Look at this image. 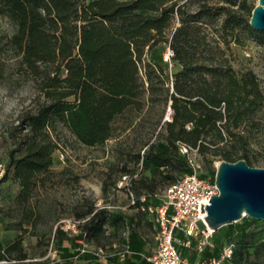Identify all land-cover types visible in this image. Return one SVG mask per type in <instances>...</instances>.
Returning a JSON list of instances; mask_svg holds the SVG:
<instances>
[{
    "label": "trees",
    "instance_id": "trees-1",
    "mask_svg": "<svg viewBox=\"0 0 264 264\" xmlns=\"http://www.w3.org/2000/svg\"><path fill=\"white\" fill-rule=\"evenodd\" d=\"M254 7L249 0H0V15L15 26L6 40L15 72L31 83L38 100L35 111L24 112L11 133L15 147L0 182H19L16 199L24 203L48 180L56 182L65 172L50 170L61 128L89 147L127 134L125 143L117 142L116 161L109 164L108 175L119 172L117 186L124 174H165L171 184L192 173L179 155L182 145L253 165L249 148L263 126L264 86L254 70H236L226 48L231 42L243 44L244 36L264 46V31L250 24ZM168 48L170 61L164 58ZM169 109L170 120L165 119ZM118 118H124L123 125H116ZM262 138L264 144V131ZM209 165L215 181L216 166ZM156 184L133 177L123 188L138 194L132 206L142 208L148 201L142 202L140 194L154 193ZM73 212L79 230L72 233L73 247L58 233L55 258L26 261L25 253L13 258L2 250L0 259L16 261L6 264H120L118 249L100 263L93 253L77 248L80 240L103 246L106 223L111 216L123 219L122 213L111 214L89 199L74 205ZM255 222L246 215L221 227L201 251L199 237L182 231L178 236L190 240V262L197 264L220 256L233 240L253 247L250 228ZM58 231L62 233L61 225ZM125 243L131 250L125 264H151L136 231ZM19 245L13 243L8 251ZM183 246L178 249L186 256L189 246Z\"/></svg>",
    "mask_w": 264,
    "mask_h": 264
},
{
    "label": "rangeland",
    "instance_id": "rangeland-1",
    "mask_svg": "<svg viewBox=\"0 0 264 264\" xmlns=\"http://www.w3.org/2000/svg\"><path fill=\"white\" fill-rule=\"evenodd\" d=\"M249 2L256 5L258 0H249ZM14 29V24L7 17L0 15V71L3 73V77H0V163L5 166V169L10 151L15 147L14 138L11 136L14 127L19 124L20 116L24 112L35 111L38 105L31 83L19 78L16 74L15 61L6 44L7 37L14 32ZM209 32L212 31L209 29ZM221 45L226 48L224 44ZM226 52L236 70H254L264 86L263 45L253 37L244 36L243 44L231 42ZM147 58L153 59L154 55L148 54ZM260 117L263 126L255 131L258 139L249 148V154L255 159L252 166L256 167H264L262 138L264 109ZM124 122V118H118L116 125L121 126ZM60 131L59 148L53 153L54 161L50 170L56 174L65 172L54 178L56 182L48 180L46 186L38 189L35 196L26 203L16 199L20 190L19 182L10 180L0 182V251L4 250L13 258H20V252H22L33 261L45 260L48 256L51 259L54 258V254H50L49 247L53 241H58V233L63 236V243L67 247H73L75 245L73 234L65 230L61 233L58 227L71 225L75 216L74 205L89 199L97 206H105L111 214L122 213L124 216L123 219L111 216L106 223V232L101 240L103 247L114 253L116 249H121L129 235L136 231L145 241V253L152 254L156 249L155 236L158 228L156 213L166 199L170 183L169 176L152 174L149 171L141 172L137 176L138 179L155 181L157 189L151 194H140L142 202L145 198L148 201L144 210L141 207L132 206L131 193L136 197L138 194L128 187L119 188L117 182L114 184V179H118V171L115 170L108 175L109 164L116 161V155L119 153L117 142L125 143L127 134L118 139H111L104 145L89 147L74 142L65 129L61 128ZM142 151H145V147ZM184 152L183 147L179 148L181 157H185L189 164L192 162L199 164V173L210 178L213 176L210 161L216 166L223 160L221 156L214 155L212 152L204 155L194 148H189V156H184ZM61 153H64V159H61ZM129 166L134 167V163L131 162ZM137 170L140 171L141 166ZM75 176L79 177L78 180H74ZM250 231L254 236L253 247L247 249L234 240L226 244L233 249V255L227 261L229 264L233 261L238 264H264V221L256 220ZM178 234L182 232L178 230ZM17 241L20 242L19 247L8 251L9 247ZM91 245L95 246L93 243ZM178 246L180 250L184 247L182 239ZM188 249L184 257L190 260L189 256L194 250L191 246Z\"/></svg>",
    "mask_w": 264,
    "mask_h": 264
},
{
    "label": "built area",
    "instance_id": "built-area-1",
    "mask_svg": "<svg viewBox=\"0 0 264 264\" xmlns=\"http://www.w3.org/2000/svg\"><path fill=\"white\" fill-rule=\"evenodd\" d=\"M172 50L170 48L164 53V58L170 61ZM165 119L170 120V109L167 112ZM185 149V153H189V147L182 145ZM61 159H64V153L60 154ZM193 168L192 173H187L180 176L178 179L168 185L166 199L162 205L157 209L156 222V249L146 258L151 264H192L187 257L181 255L177 243L180 238L178 236V230L182 231L186 237H199L197 249L201 251L206 244H211V238L214 230L208 227L206 221L207 215V203L210 204V199L213 194H218L219 189L215 181L210 177H202L198 171L199 164L190 163ZM5 166L0 163V179L5 174ZM138 174L131 176L130 174H124L118 181V187L123 188L128 186L133 177H137ZM144 200V199H143ZM136 203V198L131 193L130 204ZM145 209L144 207H142ZM1 214V205H0ZM200 223L205 226L202 227ZM71 225H61V228L71 233H78V221L72 220ZM80 245L77 251L80 253L91 252L93 253L100 263H107L110 256L114 253L109 252L103 246L92 247L91 243L80 240ZM189 246L190 240L183 242ZM50 254H54V258L57 256L58 251L55 248L53 242L49 247ZM131 253L128 243L123 244L121 249H118V259L120 264H125L127 254ZM233 249L231 246L224 247L222 253L218 257H211L209 259L202 260L199 264H229L227 261L232 257ZM49 257V256H48ZM46 257V258H48ZM32 259H26L30 261ZM9 262L6 259H0V264H6ZM18 264V263H16Z\"/></svg>",
    "mask_w": 264,
    "mask_h": 264
},
{
    "label": "water",
    "instance_id": "water-1",
    "mask_svg": "<svg viewBox=\"0 0 264 264\" xmlns=\"http://www.w3.org/2000/svg\"><path fill=\"white\" fill-rule=\"evenodd\" d=\"M250 24L264 31V0L255 5ZM215 183L219 193L206 205L208 227L216 231L246 215L264 221V167L252 166L245 159L222 160L216 165Z\"/></svg>",
    "mask_w": 264,
    "mask_h": 264
},
{
    "label": "crops",
    "instance_id": "crops-1",
    "mask_svg": "<svg viewBox=\"0 0 264 264\" xmlns=\"http://www.w3.org/2000/svg\"><path fill=\"white\" fill-rule=\"evenodd\" d=\"M144 208H145V206H143ZM143 209V208H142ZM144 210V209H143ZM156 232H157V230H156ZM156 237V236H155Z\"/></svg>",
    "mask_w": 264,
    "mask_h": 264
},
{
    "label": "bare ground",
    "instance_id": "bare-ground-1",
    "mask_svg": "<svg viewBox=\"0 0 264 264\" xmlns=\"http://www.w3.org/2000/svg\"><path fill=\"white\" fill-rule=\"evenodd\" d=\"M218 164H219V162H218ZM218 164H217V165H218Z\"/></svg>",
    "mask_w": 264,
    "mask_h": 264
}]
</instances>
